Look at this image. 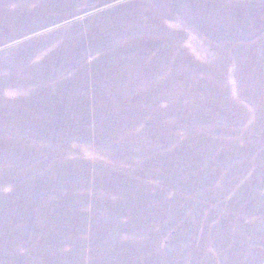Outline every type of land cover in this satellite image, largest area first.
<instances>
[{"label":"rangeland","instance_id":"1","mask_svg":"<svg viewBox=\"0 0 264 264\" xmlns=\"http://www.w3.org/2000/svg\"><path fill=\"white\" fill-rule=\"evenodd\" d=\"M0 264H264V0H0Z\"/></svg>","mask_w":264,"mask_h":264}]
</instances>
